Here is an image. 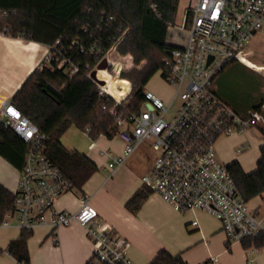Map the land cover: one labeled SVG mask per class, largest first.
I'll return each instance as SVG.
<instances>
[{
	"label": "built area",
	"instance_id": "obj_1",
	"mask_svg": "<svg viewBox=\"0 0 264 264\" xmlns=\"http://www.w3.org/2000/svg\"><path fill=\"white\" fill-rule=\"evenodd\" d=\"M176 1L178 5L179 0ZM187 1L180 25L169 21L166 32L175 26L185 32V38L165 39L163 64L158 69L163 80L175 87L168 101L144 85L141 105L130 106L132 82L121 77V73L131 67L133 60L130 63L127 60L132 55L117 48L128 26L106 41L95 39L91 33L89 39L76 37L68 43L57 39L47 44L38 65L62 69L69 77L85 69L102 98L101 108L117 125L114 135L123 143L118 153L103 148L97 138L106 135L99 133L89 136V148L97 147L100 154L109 158L107 165L114 170L144 139H151L155 154L149 172L141 176L142 183L177 211L202 209L218 218L230 244L264 231V215L257 213L240 194L227 163L217 156L215 142L221 135L241 133L254 125L264 128L261 111L264 101L259 109L240 112L214 92L213 81L233 59L264 73V67L259 70L244 60L245 45L264 28V0ZM148 5L156 15L160 14L156 0H148ZM4 14L6 10L2 9L0 15ZM112 19V14L105 16L108 22ZM4 29L0 32L4 33ZM83 30L88 32L87 27ZM80 54L95 61L83 62L78 58ZM102 58H106V66L99 68L97 64ZM93 69L103 83L91 76ZM100 70L111 78L127 81V87L118 84L115 86L118 92H113L108 78L99 76ZM176 98L180 99L179 105L170 110ZM0 122L26 143L24 163L13 191L15 208L5 214L0 226L8 225L14 216L18 226L28 230L40 224L55 229L78 222L92 243L84 264H134L127 254L130 241L101 219L90 206L88 196H79L75 211L56 207L57 196L70 190L72 183L45 152L48 134L3 94H0ZM17 264L25 263L17 261Z\"/></svg>",
	"mask_w": 264,
	"mask_h": 264
},
{
	"label": "trees",
	"instance_id": "obj_2",
	"mask_svg": "<svg viewBox=\"0 0 264 264\" xmlns=\"http://www.w3.org/2000/svg\"><path fill=\"white\" fill-rule=\"evenodd\" d=\"M156 1L159 15L149 7L148 0H0V11L6 10V14L0 15V29L5 27L4 34L10 36L53 44L57 39L63 43L76 37L89 39L90 33L95 39L106 41L110 35H118L120 29L128 26L117 48L121 53L130 52L134 58L135 68L123 71L121 77L132 82L130 106L138 108L143 101L144 85L162 67L167 24L174 20L176 14V0ZM108 14L114 17L111 22L105 20ZM84 27H87V33L83 30ZM78 58L83 62L95 61V58L83 54ZM234 61L247 66L233 59L213 81L214 92L225 101L228 100V94L224 91L225 79L221 78V73ZM85 72L84 69L69 77L62 69L37 65L11 97L12 104L48 134L46 154L61 168L72 186L79 190L98 166L83 153L67 149L60 140L61 135L72 124L90 137L99 133L112 137L117 130L114 119L101 108L102 98L97 92L96 84ZM263 101L264 99H258L251 108L259 109ZM261 111L264 115V109ZM260 131L264 136V128H260ZM1 143L12 150L7 158L20 169L24 163L26 143L11 128L0 122ZM259 150L256 166L249 172H245L237 160L227 163L238 191L247 201L264 192V143ZM149 191L150 188L144 184L126 201V206L136 211ZM14 197V193L0 183V221L8 211L14 210ZM30 235L31 230L22 229L19 236L10 240L6 248L17 261L25 264L29 262L26 241ZM240 242L244 247L260 248L264 246V231L244 237ZM148 264L188 263L180 254L173 255L163 248Z\"/></svg>",
	"mask_w": 264,
	"mask_h": 264
},
{
	"label": "crops",
	"instance_id": "obj_3",
	"mask_svg": "<svg viewBox=\"0 0 264 264\" xmlns=\"http://www.w3.org/2000/svg\"><path fill=\"white\" fill-rule=\"evenodd\" d=\"M175 34L171 30L166 38ZM46 51L45 43L0 32V94L11 99ZM72 125L61 135L62 144L86 155L98 169L80 190L72 186L58 195L55 200L58 209L75 211L79 196H88L90 206L101 219L110 224L116 234L130 241L127 254L134 264H148L163 248L173 255L180 254L188 264H250L249 260L251 264H264V246L244 247L240 241L228 244L219 219L205 210L177 211L151 189L139 208L130 210L125 203L144 185L141 176L148 172L140 170L136 159L129 156L117 168L110 169L109 158L100 154L97 147L89 148L90 139L84 130L76 127L87 141L67 134ZM100 137L99 146L117 153L121 151L123 143L117 135ZM263 143L264 136L258 127L221 135L215 146L219 159L226 163L237 160L243 170L249 172L256 166ZM11 153L8 146L0 144V183L13 192L19 168L8 160ZM252 199L256 200L251 207L260 214L264 208V192ZM193 219L197 220L196 224L192 223ZM21 230L16 216L10 218L8 225L0 226V264H17V259L6 248ZM26 246L28 264H84L92 249L84 227L78 222L55 229L48 224L37 225L31 229Z\"/></svg>",
	"mask_w": 264,
	"mask_h": 264
},
{
	"label": "rangeland",
	"instance_id": "obj_4",
	"mask_svg": "<svg viewBox=\"0 0 264 264\" xmlns=\"http://www.w3.org/2000/svg\"><path fill=\"white\" fill-rule=\"evenodd\" d=\"M187 0H179L177 5V10L174 18V25L178 26L181 23L182 10ZM176 33L175 36H169L172 40L181 41L185 38V32H182L177 27H171L170 31ZM245 62L253 65L259 69L264 66V28L259 30L255 36L245 45ZM132 55V54H131ZM133 63H135L132 57ZM131 62V67L128 70L135 68V64ZM140 64V63H139ZM263 65V66H261ZM103 74V75H102ZM99 76L102 78H108L110 89L113 92H118L116 90V85H123L124 88L127 87V81L121 79L120 77L111 78L104 70L99 71ZM221 78H224V91L228 94L227 101L238 111L245 112L247 109L251 108L252 104H255L259 97L264 99V75L257 73L254 67L244 66L238 61L232 62L228 65L224 71L221 73ZM146 87L152 89L159 96H161L165 101H168L175 90V87L166 81L160 75L157 70L146 82ZM180 99L176 98L171 104L170 110H174L177 105H179ZM250 128L257 129L258 126H251ZM67 134L75 137H80L82 140H86V137L81 133L76 126L72 125L67 131ZM78 135V136H77ZM101 138V137H98ZM97 138V139H98ZM87 141V140H86ZM155 151L151 148V139H144L134 150V152L129 156L130 159L135 158L138 168L140 170H145L149 172L150 166L153 161ZM221 159V158H220ZM222 160V159H221ZM226 162V160H222ZM256 199L248 201V205L254 204ZM264 208H261V215H263Z\"/></svg>",
	"mask_w": 264,
	"mask_h": 264
},
{
	"label": "water",
	"instance_id": "obj_5",
	"mask_svg": "<svg viewBox=\"0 0 264 264\" xmlns=\"http://www.w3.org/2000/svg\"><path fill=\"white\" fill-rule=\"evenodd\" d=\"M119 59H120V58H119ZM131 60H132V59L129 58V59L127 60V63H130ZM105 66H106V58H102V59L100 60V62L97 64V67H99V68H104ZM128 68H129V67H127L126 70H128ZM90 74H91V76H92L93 78H95L99 83H103V80H102V79H98V78L96 77V70H95V69L91 70ZM52 90H53L54 92H56L57 94L59 93V92H57L55 89H52Z\"/></svg>",
	"mask_w": 264,
	"mask_h": 264
},
{
	"label": "bare ground",
	"instance_id": "obj_6",
	"mask_svg": "<svg viewBox=\"0 0 264 264\" xmlns=\"http://www.w3.org/2000/svg\"><path fill=\"white\" fill-rule=\"evenodd\" d=\"M264 67V66H263ZM259 69V68H258ZM261 69H263V68H261ZM260 70V69H259ZM263 75H264V73H263Z\"/></svg>",
	"mask_w": 264,
	"mask_h": 264
}]
</instances>
